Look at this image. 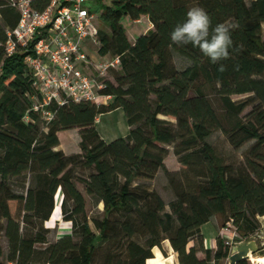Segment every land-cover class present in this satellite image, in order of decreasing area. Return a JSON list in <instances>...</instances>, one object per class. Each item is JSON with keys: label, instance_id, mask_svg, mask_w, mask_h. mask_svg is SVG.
<instances>
[{"label": "trees", "instance_id": "obj_1", "mask_svg": "<svg viewBox=\"0 0 264 264\" xmlns=\"http://www.w3.org/2000/svg\"><path fill=\"white\" fill-rule=\"evenodd\" d=\"M193 6L213 27L237 25L224 73L198 48L171 42ZM94 11L110 29L99 26V54L121 59L101 91L112 100L51 103L48 120L34 110L42 98L26 63L30 52L7 55V32L20 15L0 0V233L7 243L5 253L0 236V264H157L154 249L163 252L166 241L179 264H223L230 247L218 235L217 250L208 249L202 227L215 217L220 230L230 224L246 241L264 217V0H97ZM126 17H147L153 28L132 42ZM174 55L190 66L177 69ZM119 109L130 132L107 142L97 120ZM71 130L79 132L80 151L69 154L59 148ZM219 131L236 150L254 142L244 165L216 155L208 140ZM170 154L179 164L173 170L166 167ZM160 171L175 196L170 211L157 191L140 184ZM79 184L103 205L99 217L89 219ZM59 192L72 234L50 242L45 223Z\"/></svg>", "mask_w": 264, "mask_h": 264}, {"label": "built area", "instance_id": "obj_2", "mask_svg": "<svg viewBox=\"0 0 264 264\" xmlns=\"http://www.w3.org/2000/svg\"><path fill=\"white\" fill-rule=\"evenodd\" d=\"M8 1L20 18L16 27L7 32L6 51L8 56L20 49L30 52L26 63L42 98L34 104L35 111H43L50 120L53 115L44 109L51 103L63 106L73 100L108 104L112 100L101 91L111 72L121 68V59L99 54L100 28L93 0ZM46 1L47 6L41 10ZM92 50H98V55H93ZM219 237L230 247V256L233 247L241 242L230 224L220 230ZM249 262L264 264L255 261L252 254Z\"/></svg>", "mask_w": 264, "mask_h": 264}, {"label": "rangeland", "instance_id": "obj_3", "mask_svg": "<svg viewBox=\"0 0 264 264\" xmlns=\"http://www.w3.org/2000/svg\"><path fill=\"white\" fill-rule=\"evenodd\" d=\"M93 4H96V1H92ZM110 3V0H103V4ZM98 17V23L100 28L103 30V32H110V29L105 27L100 18V12H97ZM123 27L128 35V38L130 41H135L137 37L140 35L146 34L149 30V22L148 20L142 18L139 21H133L130 17H126L123 22ZM93 55H98V50H92ZM175 65L177 69L184 70L187 67L190 66V62L187 61L184 58L179 57L178 55H174ZM95 62H98V58L94 59ZM244 97H235L234 100H240ZM214 106L216 109L220 112L221 106L220 102L216 99L213 100ZM248 111V110H247ZM245 112V114L247 113ZM98 130L101 134V136L107 140V141H115L119 138H125L128 136L130 132V128L125 116V113L123 110H117L109 114H105L100 118V121L98 122ZM63 140V148L66 153H75L80 151L79 143H80V137L78 130H71L68 132L67 135H62ZM209 143L214 147L216 155L223 161L225 164L233 165L235 168H238L242 165H244L245 162V156L247 151L251 148L254 142H250L246 144L244 147H242L239 150L234 149L228 142L226 136L222 132H215L210 138ZM172 153V151H171ZM176 166H179L177 160L175 159V156L171 155L166 160V167L169 170H173L174 168H177ZM81 176H87L90 174L89 171L86 172H79ZM140 184L144 185L145 187H148L151 190L157 191L163 200L165 201L167 205V210L170 211L169 204L175 199L174 193L172 189L169 187L168 179L166 177V174L163 171H160L155 178L154 181L151 182H140ZM79 189L83 192V194L86 197L87 200V215L89 219L99 217L101 214V211L103 210V205L97 206L93 203L90 197H88L85 193L84 186L82 184H79ZM62 196V193H61ZM62 201V200H61ZM63 214L60 210L56 216V221L53 223H50V221L45 223V228L49 229L50 233L48 236V239L50 242H55L59 238H62L63 236H68L72 234V225L71 223L66 222L63 219ZM261 229L260 231L255 234V236L252 238V240H256L260 244V248L262 249V243L264 241V230L263 225L264 223L261 222ZM92 229L95 231L93 224H91ZM206 236L207 237H215L217 233V228L215 225V219L211 220L210 223L205 228ZM0 236L2 238V244L4 247V252L7 253V243L6 240L3 237V234L0 233ZM171 245L168 243V241L163 243V252L159 248L154 249V254L159 258V262L163 261L164 259H168L169 261L166 264H179L178 260H174V253L171 250ZM170 249V250H169ZM259 253H261V250L253 255L254 258L259 257ZM154 255V257H155ZM6 255L0 258V261H5ZM148 264V263H147ZM223 264H229L228 259L223 262ZM247 264H251V262L247 261Z\"/></svg>", "mask_w": 264, "mask_h": 264}, {"label": "clouds", "instance_id": "obj_4", "mask_svg": "<svg viewBox=\"0 0 264 264\" xmlns=\"http://www.w3.org/2000/svg\"><path fill=\"white\" fill-rule=\"evenodd\" d=\"M237 25L219 23L214 27L207 12L200 6H193L186 13V20L178 23L170 33L171 42L177 46L191 44L217 64V71L224 73L227 66L222 61L231 58L233 48L232 29Z\"/></svg>", "mask_w": 264, "mask_h": 264}, {"label": "water", "instance_id": "obj_5", "mask_svg": "<svg viewBox=\"0 0 264 264\" xmlns=\"http://www.w3.org/2000/svg\"><path fill=\"white\" fill-rule=\"evenodd\" d=\"M242 238L245 234H240ZM260 251V244L256 240H246L236 244L229 257V264H239L250 260V254L255 255Z\"/></svg>", "mask_w": 264, "mask_h": 264}, {"label": "crops", "instance_id": "obj_6", "mask_svg": "<svg viewBox=\"0 0 264 264\" xmlns=\"http://www.w3.org/2000/svg\"><path fill=\"white\" fill-rule=\"evenodd\" d=\"M144 19H146V20H148V22H149V29L148 30H151L153 27H152V25H151V23H150V21H149V19L147 18V17H144ZM119 110H121V109H119ZM117 111V110H116ZM102 117V116H101ZM100 117V118H101ZM100 118H98V120H97V124H96V126H98V122L100 121ZM97 129H98V127H97ZM99 131V130H98ZM100 133V132H99ZM101 135V134H100ZM102 137V136H101ZM103 138V137H102ZM104 139V138H103ZM105 140V139H104ZM105 141H107V140H105ZM107 142H110V141H107ZM112 142V141H111ZM63 148V145H61L60 146V148L59 149H62ZM64 150V149H63ZM213 219H215V225H216V228H217V233H216V235H215V237H213V236H211V237H207L206 236V232H205V228H206V226L210 223H207L206 225H204L203 227H202V233H203V235H204V237H205V245H206V247L208 248V249H212V250H217V248H218V242H217V238H218V235H219V231H220V229H219V226H218V220H217V218H215V217H213L211 220H213ZM210 220V221H211ZM260 220H261V222H263L264 223V217H262V218H260ZM263 230H264V225H263ZM264 238V237H263ZM242 242V241H241ZM241 242H239V243H241ZM169 243V242H168ZM171 250H172V252L174 253V260H178V256H177V254L173 251V249L171 248ZM264 256V241H263V243H262V249H261V253H259V257H263ZM199 257H203V254H199Z\"/></svg>", "mask_w": 264, "mask_h": 264}, {"label": "bare ground", "instance_id": "obj_7", "mask_svg": "<svg viewBox=\"0 0 264 264\" xmlns=\"http://www.w3.org/2000/svg\"><path fill=\"white\" fill-rule=\"evenodd\" d=\"M61 200H62V196H61V192H59L58 195L56 196V207H55V211H54V214L51 218L50 223H53L56 221V216H57V214L60 210V206H61ZM253 259H255V261L258 260L260 263H264V256L263 257H257V258H254V256H253ZM168 261H169L168 259H164L163 261H160L157 264H166Z\"/></svg>", "mask_w": 264, "mask_h": 264}]
</instances>
